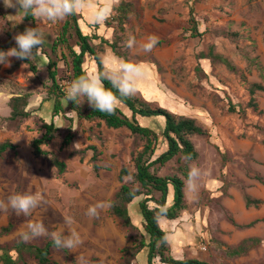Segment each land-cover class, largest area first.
Here are the masks:
<instances>
[{
	"label": "rangeland",
	"instance_id": "1",
	"mask_svg": "<svg viewBox=\"0 0 264 264\" xmlns=\"http://www.w3.org/2000/svg\"><path fill=\"white\" fill-rule=\"evenodd\" d=\"M122 2L131 5V11L120 23L116 9ZM119 5L106 20L104 36L126 61L144 66L146 75L132 96L195 119L207 132L190 137L199 153L196 160L180 157L158 169L159 175H178L185 183L182 168L189 172L195 165L206 171L196 194L185 186V209L180 213L179 229L170 236V254L212 264H264V223L261 238L246 243L259 246L255 258L235 259L233 247L225 240L245 228L238 223L239 214L224 206L229 191L243 192L259 181L264 183V92L251 95L254 84L264 85V0H120ZM191 9L198 37H192ZM64 21L27 22L22 10L5 8L0 0V50L16 47L13 37L28 27L38 26L45 37L40 55L31 60L37 72L14 57L10 58L11 67L0 64V143L11 141L19 148L0 157V200L6 202L15 192L36 191L45 198L31 216H18L11 209L0 211V227L8 222L16 225L11 235L0 237V246H11L29 221H41L49 231H61L69 227L64 221L70 217V227L83 243L74 252L54 249L53 264H125L127 260L147 264L145 251L137 255V262L133 256L143 235L138 208L142 198L131 205L136 228L127 229L110 212V203L122 184H134L131 176L120 181V171L125 167L135 173L133 156L143 149L145 141L125 128L110 129L99 120L78 117L65 98L66 113L53 117L50 60L57 63L61 79L71 72L61 50L52 49ZM152 34L159 42L151 52H144L140 45ZM130 35L137 41L132 49L126 45ZM148 88L163 91L165 96L146 94ZM16 97L26 99L28 118L10 119L11 101ZM252 98L257 108L251 104ZM85 107L84 102L81 109L85 111ZM52 121L59 130L52 143L43 148L67 164L63 175L48 158L33 154L32 142L42 137L43 125ZM140 123L159 131L160 155L167 148L160 118H140ZM70 130L73 142L62 148ZM92 146L98 151L97 163L89 150ZM95 165L100 167L98 171ZM97 202H105L107 207L98 217H89L88 208ZM242 209L249 211L245 204ZM166 221L160 220L162 229H166ZM49 239L40 237L29 243L42 245ZM203 246L208 249L201 250ZM21 264L37 262L27 256ZM156 264H161L159 259Z\"/></svg>",
	"mask_w": 264,
	"mask_h": 264
},
{
	"label": "trees",
	"instance_id": "2",
	"mask_svg": "<svg viewBox=\"0 0 264 264\" xmlns=\"http://www.w3.org/2000/svg\"><path fill=\"white\" fill-rule=\"evenodd\" d=\"M121 16L119 22L129 18L131 5L121 3L116 9ZM193 9L190 11L189 23L192 25L194 31L192 37L200 36L198 32L197 23L194 17ZM27 22H35L31 16L24 17ZM82 15L79 13L69 16L63 23L61 31L53 43V51L61 50L62 59L68 61L71 68L70 78H76L80 75L90 73L88 67V60L96 63V73L103 72L105 65L99 56L96 48L93 45L94 40L100 39L98 34H87L81 25ZM106 26H108L106 22ZM90 27V26H89ZM95 27V26H94ZM98 29V28H96ZM101 43L109 45L117 56L122 57L118 52L115 44H110L105 38L101 37ZM20 60V59H19ZM29 64L34 72H37V67L28 60H20ZM49 79L52 86L49 88V94L53 99V117H61L66 113L63 104L65 96L60 92L58 85L59 70L57 63L50 60ZM107 88L116 92L112 88L108 80L104 81ZM264 92V85L254 84L251 89V95L256 92ZM117 95H119L117 93ZM71 104V111L78 117H83L87 121L99 120L110 129H127L133 135L139 136L145 141L142 150L135 153L133 156V163L135 166V173H131L129 169L122 168L119 174L120 181H124L125 177L131 176L134 184H122L118 192L110 203L111 214L120 219L127 229L135 227L134 218L131 213V205L136 199L142 198L138 202L139 215L142 219L143 235L138 245L136 246V257L143 251L147 254V264H156L159 259L161 264H211L209 262L199 259H183L179 260L170 254L169 242L167 233L161 228L160 220L166 218L168 220H176L180 217L181 211L185 209V180L178 175H159L158 169L165 167L169 162L178 160L180 157H185L188 160H196L199 153L191 141L190 137L194 135L205 136L207 132L197 124L195 119L185 116H179L173 112L160 107L154 106L143 98H136L134 96L121 97L120 103L112 114L95 111L89 106L85 100L86 109L83 111L81 105L77 106L74 102ZM251 104L257 108L255 100L252 98ZM28 103L25 98L16 97L11 101V116L10 119L15 121L18 119L28 118L30 113L26 111ZM234 111L233 107H231ZM140 118H160L162 123L161 137L166 142L167 148L160 155L157 156L158 142L160 139L159 131L151 126H143L140 123ZM70 121L73 123L72 119ZM45 130L42 137L35 139L32 142L34 156L40 158H48L51 165L56 167L60 175H63L67 170V164L60 160L56 153L45 151L43 146L49 145L54 140L58 127L52 121L43 125ZM74 139L72 131L64 138L62 148L69 146ZM89 150L94 152L92 160L94 163L98 162V151L96 147H89ZM18 146L11 141L0 143V157L13 151L17 152ZM95 170L100 167L95 165ZM184 178L187 179L188 172L182 168ZM171 189L173 190V203L169 205ZM258 200L247 199V206L259 205ZM254 223L249 226L254 225ZM136 228V227H135ZM16 229L13 222L8 225L0 227V237L11 235ZM57 249L52 240L49 239L42 245L31 244L24 242L20 237L11 246H0V261L2 264H21L25 262L26 257L33 258L37 264H53L52 253ZM68 253L67 249H64ZM125 264H132L131 260H127Z\"/></svg>",
	"mask_w": 264,
	"mask_h": 264
},
{
	"label": "clouds",
	"instance_id": "3",
	"mask_svg": "<svg viewBox=\"0 0 264 264\" xmlns=\"http://www.w3.org/2000/svg\"><path fill=\"white\" fill-rule=\"evenodd\" d=\"M3 3L5 8L18 7V11L24 12V17L31 16L35 20H44L53 24L88 10L90 21L102 24L108 19L112 10L119 5L120 0H104L103 7H97L96 0H3ZM13 39L16 47H11L7 51L0 50V64L5 67H11L10 58L13 57L28 61L35 59L40 55L45 42L44 34L38 26L26 28L22 33H17ZM158 42V36L148 35L140 48L144 52H151ZM126 45L130 49L135 48L137 45L135 36L130 35ZM106 64L103 72L83 74L64 82L63 88L67 104L71 101L80 106L86 100L95 111L112 114L119 105L121 97L136 94L139 82L146 75L144 66L128 62L123 58H116L114 62H106ZM105 80L111 83L116 92L105 86ZM204 175H206L204 169L195 165L190 166L186 179V186L190 192L193 194L198 192L200 181ZM44 202V195L39 191L15 192L8 196L6 202L0 200V211L6 212L11 209L18 216H31L33 210ZM106 207L105 202H97L88 208L86 214L89 217H98L100 211ZM64 222L69 226L66 229L67 232L66 230L49 231L43 222L29 221L20 230V238L24 242H30L40 237H48L56 248H66L70 252H74L83 241L80 234L70 227L73 223L72 219L66 217Z\"/></svg>",
	"mask_w": 264,
	"mask_h": 264
},
{
	"label": "crops",
	"instance_id": "4",
	"mask_svg": "<svg viewBox=\"0 0 264 264\" xmlns=\"http://www.w3.org/2000/svg\"><path fill=\"white\" fill-rule=\"evenodd\" d=\"M98 3L96 1L97 7H103V4H101V3L98 4ZM79 14L82 15V20L80 22V25L82 27L84 26L83 28L86 27V29H84V30L87 31V34H90V35L98 34V36L100 37V39L93 41V45L96 48V50H97V47L100 48L97 50V52L99 53V56L101 57L105 67L107 66L106 62H114L116 60V58H123L124 60H126L124 58V56H122V57L117 56L116 53L114 52V50L109 45L101 43V37L105 38L107 40V38L104 36L107 32V29H108L106 26V21L102 24L92 23L89 19V11L88 10L81 11V12H79ZM96 28H98V29H96ZM109 43L112 44L111 42H109ZM101 44L103 46H101ZM99 50H100V52H99ZM88 63H89L88 67H90V70H91L90 73H96V71H97L96 63L90 59L88 60ZM145 92H146V94H149L151 96H157V97L159 96L158 98H163V96H165L163 91L158 92L155 89L152 90L151 88L149 90H146ZM156 92H158V94ZM160 107H163V108L172 112L171 109H168L164 106H160ZM245 190L246 191L243 190V192H241V191H238L236 189H233L232 191H229L228 195L224 199V206H226L227 208H230L232 211L235 212V214H239V216L237 218L239 221L238 223L240 226L245 228V230L243 232H241L240 229L237 232L235 231L234 232L235 236L233 239L232 238L231 239L226 238V240H225L230 247H233V250H234L233 254L236 256V257L234 256L233 258L240 259V261L245 256H249V258H250L249 260H251V258H255L254 256L256 255L257 249H259L258 248L259 246L258 247L246 246V243L248 241H252V243H253V241H256L257 239L261 238V236H262L261 226L264 223V183L259 181L258 183L254 184L253 187L250 186ZM248 198H250L252 200H258L261 203L259 205H252V206L248 207L247 206V199ZM168 202H169V205H171L173 203V190H172V197H170ZM244 204L249 209L248 212H245L242 209ZM162 219H166V218H162ZM166 220H167L166 223H164L165 225L163 224L166 229L163 228V230L167 233L168 242L170 244L171 243L170 242V236L172 235L173 231L179 229V225L181 224V221H180V218H178L176 220H168V219H166ZM254 222H255L254 225L249 226L250 224H252ZM8 223L6 225H8ZM6 225H4V226H6ZM257 225H258V228H256ZM1 227H3V226H1ZM203 247H201V250ZM205 247H207V246H205ZM191 259H196V258H191ZM179 260H183V259H179ZM199 260H201V259H199ZM203 261H205V260H203ZM206 262H208V261H206ZM209 263H211V262H209Z\"/></svg>",
	"mask_w": 264,
	"mask_h": 264
},
{
	"label": "built area",
	"instance_id": "5",
	"mask_svg": "<svg viewBox=\"0 0 264 264\" xmlns=\"http://www.w3.org/2000/svg\"><path fill=\"white\" fill-rule=\"evenodd\" d=\"M70 76V72L68 73V75H66V77H64L63 79H60L59 82H58V85H59V88H60V92L65 96V92H64V88H63V85H64V82L65 81H68V80H71V78L69 77ZM202 250H207V247H203Z\"/></svg>",
	"mask_w": 264,
	"mask_h": 264
}]
</instances>
